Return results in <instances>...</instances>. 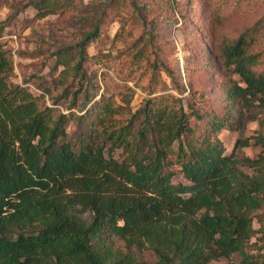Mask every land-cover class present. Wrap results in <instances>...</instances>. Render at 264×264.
<instances>
[{"label":"trees","instance_id":"1","mask_svg":"<svg viewBox=\"0 0 264 264\" xmlns=\"http://www.w3.org/2000/svg\"><path fill=\"white\" fill-rule=\"evenodd\" d=\"M72 1L35 7L44 17ZM263 33L264 16L218 47L235 76L222 86L226 115L171 94L144 98L133 112L131 90L96 98L85 67L104 61L99 48L86 54L99 22L54 53L56 93L12 83L0 43V264H209L231 254L237 264H264V131L242 135L249 121L264 123V58L254 49ZM191 115L206 117L198 135ZM225 128L239 132L230 154L217 137ZM249 144L260 147L256 157L236 154ZM172 157L187 183L172 181ZM144 250L154 259L137 254Z\"/></svg>","mask_w":264,"mask_h":264},{"label":"rangeland","instance_id":"2","mask_svg":"<svg viewBox=\"0 0 264 264\" xmlns=\"http://www.w3.org/2000/svg\"><path fill=\"white\" fill-rule=\"evenodd\" d=\"M37 1L0 0V43L12 61L10 81L34 93L41 90L37 84L50 86L53 93L61 91V67L56 66L54 53L79 42L99 22L101 35L87 47L86 54L99 48L104 61L86 62L85 78L94 81L96 98L100 93L117 96L124 89L131 90V112L140 107L144 98L171 94L181 97L184 105L193 104L199 113L215 110L226 115L228 106L222 99V86L235 76L222 64L218 47L224 38L237 36L264 16V0H73L44 17L38 16ZM254 49L261 51L263 59L264 33ZM53 85L58 88L53 89ZM64 97L61 101L67 105L70 95ZM184 107L187 112L191 108ZM232 113L236 118L238 106ZM258 116L264 122V108ZM189 119L197 135L202 133L206 117L200 122L193 115ZM75 126L72 121L67 123V131L74 137ZM260 128L264 131V123L260 127L259 121L251 120L242 135H253ZM238 135L237 129L228 128L217 134L224 154L232 152ZM260 152L259 146L249 144L236 154L256 157ZM113 156L120 158L119 150ZM168 160L174 171L172 181L187 183L175 158ZM253 226L258 228L260 224L254 220ZM137 254L146 260L154 259L150 250ZM237 262L238 256L231 254L209 264Z\"/></svg>","mask_w":264,"mask_h":264}]
</instances>
